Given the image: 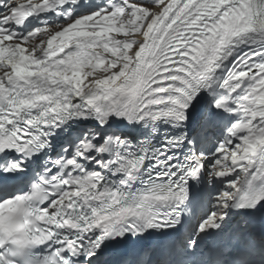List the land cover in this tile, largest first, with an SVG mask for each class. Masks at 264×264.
<instances>
[{
	"label": "snow or ice",
	"instance_id": "snow-or-ice-1",
	"mask_svg": "<svg viewBox=\"0 0 264 264\" xmlns=\"http://www.w3.org/2000/svg\"><path fill=\"white\" fill-rule=\"evenodd\" d=\"M0 264H264V0H0Z\"/></svg>",
	"mask_w": 264,
	"mask_h": 264
}]
</instances>
